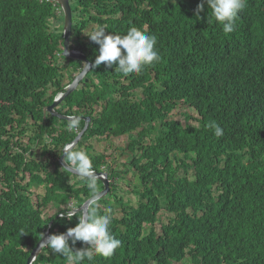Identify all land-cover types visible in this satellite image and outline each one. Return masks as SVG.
I'll return each instance as SVG.
<instances>
[{
  "label": "trees",
  "instance_id": "1",
  "mask_svg": "<svg viewBox=\"0 0 264 264\" xmlns=\"http://www.w3.org/2000/svg\"><path fill=\"white\" fill-rule=\"evenodd\" d=\"M69 1L70 48L92 64L99 45L82 36L89 23L115 34L126 33L130 24L146 28L157 36L161 56L128 76L114 65L92 66L88 81L62 101L68 114L92 118L74 148L88 152L95 170H110V191L126 173L138 180L128 185L125 201L114 189L119 206L99 200L98 213L111 216L122 246L92 264H264V0H247L230 34L211 18L206 3L197 12L203 0ZM62 18L53 0H0V154L10 151L15 161L12 168L0 166V264H25L49 226L61 233L77 223L75 216L69 221L44 214L50 203L65 204L75 195L81 204L80 192L92 195L86 185L75 188L79 182L59 168L54 149L45 163L34 151L25 157L20 139L50 138L60 154L77 135L67 120L43 109L84 66L62 52ZM209 121L224 129L222 137L206 127ZM94 135H125L123 148L132 155L120 161L122 168L104 152L90 151ZM70 246L87 247L80 241ZM50 260L62 264L43 252L34 264Z\"/></svg>",
  "mask_w": 264,
  "mask_h": 264
},
{
  "label": "clouds",
  "instance_id": "2",
  "mask_svg": "<svg viewBox=\"0 0 264 264\" xmlns=\"http://www.w3.org/2000/svg\"><path fill=\"white\" fill-rule=\"evenodd\" d=\"M57 3L59 4V2ZM68 3L70 6L69 0ZM205 3L207 4L208 8L211 9V18H214L215 22L222 25L223 33L230 34L235 31L236 22L239 19V13L245 9L247 5V0H203L201 4L197 5V12L203 10ZM59 7L63 16L62 25H63V34H64L65 12L60 4ZM69 8L71 15L70 34L68 38L69 49L74 52L83 53L82 51L76 48H70V38L73 30L72 29L73 18H72L71 6ZM58 13L60 14V11H58ZM209 22H211V20ZM105 29H106L105 26H99L96 24L93 25L90 23L86 26V28L82 29V36L86 37L87 41L91 39L93 42L99 45L98 53L95 56L94 63L92 64V62L89 60L91 62V68L92 66L95 67L100 65L101 63H104L109 67L114 65L115 71L123 74L124 76H128L129 74H133V73L141 74L146 67L152 66L160 61L161 56L156 47L157 36L154 34H148L146 28H141L136 26L135 24H130V26L127 28L126 33L124 34L109 33ZM87 32L91 34L87 35ZM62 52H64V49ZM91 68L89 69L88 72H90ZM88 72L85 74L84 78L78 82V84L72 91H74L76 88H80L82 81L85 82L88 81V77H87ZM78 73L74 74V78ZM70 84L71 82L66 86L64 91L58 92L54 96L53 101L56 100L57 102H59L58 105L55 107V110L57 112L69 116L68 119H64L69 122L67 128L69 130L76 131L78 135L82 130H84L85 132L89 128V123L91 122L92 118L85 114L67 113V103L66 101L64 102L62 101L66 96H68L72 92L70 91L68 94H66V90ZM96 84L98 85V83ZM62 94H65L63 98H61ZM46 106H44L43 109ZM96 106L97 105H95V108ZM96 110L99 109L96 108ZM45 113L47 115V111ZM82 117H89L87 123L86 120L83 119ZM80 120L84 121L83 127L80 126ZM144 120L145 119H143V114H142L141 124L144 122ZM206 127L213 129L214 135L217 138L222 137L224 135V129L215 121H209ZM59 131H61V129H59ZM84 132L82 133L81 137L75 142V144H73V140L75 139L73 138L70 142H67L62 148H60L61 149L60 154H59V150L55 149V146H53V144L50 142L51 140L50 138L49 141L47 139H45V142L42 141L44 145L47 144V149L45 153L42 155H40L43 146L40 144L41 141H39L38 143V141H33L29 138H27L26 140H22L20 138L23 144L22 145L23 149L24 148L27 149V151L24 153L25 157H27L31 151H34L37 154V156H35L36 160L41 158L43 162L46 163V161L49 162L48 158H49L50 150L54 149V156L56 155V153H58L57 156H59V160L63 153L64 160L66 161V166L62 167L59 164V160H58L59 168L60 169L64 168L68 172L69 171L70 173L72 172L71 174L74 173L83 181V183L79 182L78 184H76L75 188H81L82 186L86 185L87 188L92 193V195H90L89 197H85V194L83 192H80L79 197L83 199V201H81V204H79L80 202L78 201V198L75 195H70L65 204H56V202H53L50 203L46 207V209L44 208L45 209L44 214L45 212H48L49 217L52 216L53 213H57V217H62V218L66 217L69 221H71L74 216L77 218V223L74 226L67 228L65 232L51 233L50 232L51 228L49 226L46 230H44L43 234H40L41 237L43 235H47V237L41 239V242L39 244V253L43 252L46 254V256L50 254L57 255L58 259L62 262V264H84L85 260H87L89 264H92V262L97 256L106 259L111 258L115 254L116 250L122 246V241L116 238L111 231V226H112L111 216L108 214L98 213V207H99L98 202L100 199L103 198L102 197L99 199V192L103 189V186L100 190H98V185L96 181L97 170H95L93 167L92 158L86 150L80 148H74L76 145H78L79 141H81ZM99 136L100 135H94L89 139V141L92 142V139H96L93 141L96 144V143L106 142L107 139H109V141L112 139V138L100 139L98 138ZM121 139L126 141V143L128 141L127 138H121ZM106 146L107 145H105V148ZM108 148L109 147H107L106 150H108ZM23 149L18 148V150L22 152ZM128 151L131 153L130 150ZM9 153L10 151H6L3 153V156L0 154V162H1L0 166H7L12 168L15 161L12 157V153L11 154ZM192 155L193 153H190V156ZM112 166L116 167L115 164ZM181 169H179V173L183 172V169L182 170ZM98 171L107 172L108 179L111 181L110 185L114 182V178L109 176L110 170L105 168V166H102L101 169ZM3 173L4 171L0 168V175L2 176ZM77 180L80 181L78 178ZM1 185L3 184L0 182V189H1ZM35 186H39V185L35 184ZM30 189L37 192L38 194L42 193V192H38L32 187ZM91 197L92 199L87 203V206L85 207L83 203ZM60 209H63L64 211H59ZM164 213H165L164 209H161L159 211L160 215H163ZM39 239L37 240V242L39 241ZM77 241L85 243L87 247L76 249L74 251L73 247L70 246V242L71 245L74 246ZM35 260L32 262V264H34ZM56 260L57 258L55 259V261ZM46 263L55 264L52 260Z\"/></svg>",
  "mask_w": 264,
  "mask_h": 264
},
{
  "label": "water",
  "instance_id": "3",
  "mask_svg": "<svg viewBox=\"0 0 264 264\" xmlns=\"http://www.w3.org/2000/svg\"><path fill=\"white\" fill-rule=\"evenodd\" d=\"M57 2H59V4L61 5V7L64 9L65 12V25H64V34H63V38H64V42H63V47H64V54L67 56H71L74 57L76 59H81L84 60V67L82 69V71L80 73H78L74 80L71 82V84L68 86L67 90H66V94H68L70 91H72L76 85L78 84V82L80 80H82L85 76V74L89 71V69L91 68V62L86 59L85 55L83 53H79V52H74L71 51L69 49V45H68V38H69V34H70V25H71V15H70V6L68 3V0H56ZM65 96V94L62 95L61 98H63ZM60 98V99H61ZM59 102H57L56 100H54L51 104L47 105L44 108V111L49 112L50 114L57 116L59 118L62 119H68L69 116H66L64 114H61L59 112H57L55 110V107L58 105ZM83 119L87 121L89 120V117H82ZM84 132V130H82L73 140V144H75V142L81 137L82 133ZM59 164L62 167L66 166V161L64 160V154L62 153L60 160H59ZM70 172V171H69ZM72 173V172H71ZM97 173V178L102 184H103V189L99 192V199L106 196L107 193L110 191V180L108 179V174L106 171H96ZM92 199L89 198L88 200H86L83 205L86 207L87 203ZM47 235H43L39 241L37 242V244L35 245V247L31 250L30 255L27 258L26 264H32V262L35 260V258L38 256L39 254V244L41 242L42 238H46ZM36 255V256H35ZM35 256V257H34Z\"/></svg>",
  "mask_w": 264,
  "mask_h": 264
},
{
  "label": "rangeland",
  "instance_id": "4",
  "mask_svg": "<svg viewBox=\"0 0 264 264\" xmlns=\"http://www.w3.org/2000/svg\"><path fill=\"white\" fill-rule=\"evenodd\" d=\"M89 34H91V33L87 32V35H89ZM96 108L100 109L101 105H97ZM178 109L179 110L190 111L184 104H179ZM63 124H65V123H63ZM24 137H26V138H21V139L22 140H26L27 139V135L24 136ZM98 138H101V136L98 137ZM111 138L112 139L109 142H102V143H96L95 144L93 141L96 140V139H92V142L88 141L87 143L92 145V148L90 150L91 152L98 154V152L96 151L97 149L102 151V152H104L106 155H109L113 159H116V161H117L116 163L118 164V165H116V167L119 166V168H122V165L120 164V161L123 160V159H129L131 157V153L127 149L123 148V146L126 145V141L122 140L121 138H125V135L120 136V137L112 136ZM40 144L44 145L43 142H40ZM107 144L108 145L109 144H111V145L113 144V146L109 147L108 150H106L105 145H107ZM123 149L125 151H127V152L123 153L122 152ZM121 170H123V169H121ZM69 176H71V178L73 177V180H76L77 182H80V181L77 180V178L79 180H81L74 173L73 174H69ZM123 176H124L123 179L120 180V184L118 182H116V185H114L112 191H110L107 194V196L103 197L102 200L106 198L107 201H109L110 204H113L114 206L117 207V206H119L117 198L121 197L122 200L125 201V200H127L128 196H131V192L127 189V187H128V185H131V186L137 185L138 184V180L136 178V175H132L130 173H126ZM20 177H21V175H20ZM19 180H18V182H19ZM96 181H97V185L98 186L101 185V182L98 179H96ZM34 182H37L38 184H42V183H39L37 180H35ZM102 186H103V184H102ZM31 187L33 189L37 190L38 192H43V188L41 186H35V184H33V185H31ZM114 189H115V193H116V197L117 198H115ZM132 199H133V197H132ZM51 209H53V208H51ZM157 223H159V222H157ZM157 227H159V225H157ZM172 264H178V263L177 262H172Z\"/></svg>",
  "mask_w": 264,
  "mask_h": 264
}]
</instances>
